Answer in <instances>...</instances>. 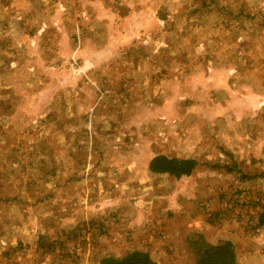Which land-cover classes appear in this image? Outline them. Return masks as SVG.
<instances>
[{
	"label": "rangeland",
	"instance_id": "obj_1",
	"mask_svg": "<svg viewBox=\"0 0 264 264\" xmlns=\"http://www.w3.org/2000/svg\"><path fill=\"white\" fill-rule=\"evenodd\" d=\"M262 142L264 0H0V264L140 247L195 264L197 234L264 264L245 202H264V178L213 167L225 152L250 163ZM157 155L198 164L176 180L149 171Z\"/></svg>",
	"mask_w": 264,
	"mask_h": 264
},
{
	"label": "trees",
	"instance_id": "obj_2",
	"mask_svg": "<svg viewBox=\"0 0 264 264\" xmlns=\"http://www.w3.org/2000/svg\"><path fill=\"white\" fill-rule=\"evenodd\" d=\"M251 19L252 17H247ZM259 113L255 114V116L251 117L253 121L259 117ZM260 133V129H258ZM116 133V132H115ZM114 133V134H115ZM105 148L107 149V143H105ZM220 149H223L222 146ZM226 153V157L223 159H217V163L213 166L217 168L222 165L227 169V172L232 171L239 172L240 179L244 183L249 179H258L264 178V143L260 144V148L257 153H255L252 157V161L250 163H246V158L244 155L237 156L232 152ZM240 157H243V165H241L237 160ZM224 160L223 162H221ZM221 164H220V163ZM198 162H195L192 158L185 159L184 157H172L168 155H157L153 157L148 163L149 171L152 173H156L159 175H168L174 177L176 180H179L183 177V175L188 176L192 173V170L197 166ZM229 164H233V167ZM253 169V172L250 171L248 173H244L245 170ZM241 191L237 192V195L240 194ZM228 202V201H226ZM245 202L251 203L254 202L257 210L259 211V215L252 217V224L254 227L251 229L249 226V230L251 231L250 235L253 236L256 229H262L264 231V202H260L258 200V196L247 198ZM249 213V212H247ZM93 227H98L101 230L104 229L103 221L100 222H90L86 225L84 222L79 223L76 227L69 228L68 231H62L61 233L65 235V239L60 238L56 239L57 243H60L61 248H67L69 241H74L80 237H82V233L84 230L92 231ZM45 235H38L36 243L39 244V249L45 247L48 243ZM21 244H19L20 246ZM57 244L52 243L48 244L46 249V253L49 254L55 251V246ZM190 246L192 252L194 254L195 264H239L241 262L240 258L237 256L236 246L233 242H229L223 240L222 242H218L217 244H210L207 242L201 234L194 235L193 238L190 239ZM75 250H72L64 254H68V258L73 261L75 259L73 253ZM60 255L58 258L62 259L63 255ZM95 259L97 260L94 264H160L158 261L154 260L151 256L150 252L145 248H135L129 249L125 251L122 256L112 255L110 253H101Z\"/></svg>",
	"mask_w": 264,
	"mask_h": 264
}]
</instances>
